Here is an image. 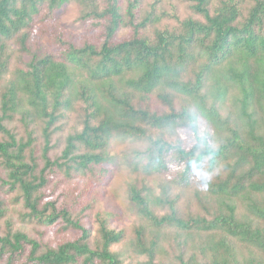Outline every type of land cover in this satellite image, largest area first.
<instances>
[{"label":"trees","instance_id":"1","mask_svg":"<svg viewBox=\"0 0 264 264\" xmlns=\"http://www.w3.org/2000/svg\"><path fill=\"white\" fill-rule=\"evenodd\" d=\"M70 1L0 0V264H264V0H75L77 39ZM193 108L213 149L173 146ZM117 134L130 231L98 208Z\"/></svg>","mask_w":264,"mask_h":264},{"label":"rangeland","instance_id":"2","mask_svg":"<svg viewBox=\"0 0 264 264\" xmlns=\"http://www.w3.org/2000/svg\"><path fill=\"white\" fill-rule=\"evenodd\" d=\"M170 1L177 9V15L180 18L187 14V7L183 2L178 0ZM82 5L78 1H70L63 6L58 12V24L64 29L65 34L73 39H77L78 35L85 32V26L80 20ZM166 23L172 24L174 20L166 19ZM127 33L126 30L121 32L120 37ZM146 141L140 138L129 137L124 134H117L110 144V172L98 188L99 209L113 211L118 213L119 218L113 221V226L123 228L128 231L138 225L141 220L134 215V210L129 196V185L135 178L131 171L126 156H133L136 150H143ZM124 158L123 160H121ZM153 179L151 183H155ZM30 230V229H29Z\"/></svg>","mask_w":264,"mask_h":264},{"label":"clouds","instance_id":"3","mask_svg":"<svg viewBox=\"0 0 264 264\" xmlns=\"http://www.w3.org/2000/svg\"><path fill=\"white\" fill-rule=\"evenodd\" d=\"M170 132L175 139L174 147H183L191 144L196 150L214 148L210 131L195 108L188 111L184 117V123L180 127L170 129Z\"/></svg>","mask_w":264,"mask_h":264}]
</instances>
